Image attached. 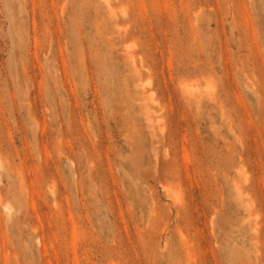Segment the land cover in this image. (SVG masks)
Masks as SVG:
<instances>
[{"label":"rangeland","instance_id":"1","mask_svg":"<svg viewBox=\"0 0 264 264\" xmlns=\"http://www.w3.org/2000/svg\"><path fill=\"white\" fill-rule=\"evenodd\" d=\"M0 264H264V0H0Z\"/></svg>","mask_w":264,"mask_h":264}]
</instances>
